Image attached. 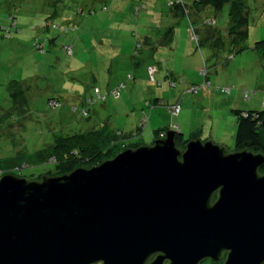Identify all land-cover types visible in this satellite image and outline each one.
I'll return each mask as SVG.
<instances>
[{"label":"rangeland","instance_id":"374dc122","mask_svg":"<svg viewBox=\"0 0 264 264\" xmlns=\"http://www.w3.org/2000/svg\"><path fill=\"white\" fill-rule=\"evenodd\" d=\"M167 2L0 0V116L12 106L8 85L13 80L26 92L29 109L24 121H16V112L0 117V161L40 150L54 134L103 125L139 130L132 138V144L141 141L139 146L152 144L160 124L168 130L179 126L185 139L234 151V111H264V52L256 48L264 40V0H245L247 37L241 48L228 40L229 5L198 12L193 0H183L191 26L198 29L213 19L211 29L223 42L198 47L190 40L186 17L174 24ZM171 26L172 44L152 49L142 43L146 35L159 39ZM66 46L72 47L71 56ZM157 99L163 106H152ZM178 104L173 117L168 108ZM53 170V164L27 167L22 177ZM5 174L10 173L0 177Z\"/></svg>","mask_w":264,"mask_h":264},{"label":"water","instance_id":"95a60500","mask_svg":"<svg viewBox=\"0 0 264 264\" xmlns=\"http://www.w3.org/2000/svg\"><path fill=\"white\" fill-rule=\"evenodd\" d=\"M179 134L63 175L0 177V264H264V153L180 148Z\"/></svg>","mask_w":264,"mask_h":264},{"label":"trees","instance_id":"16d2710c","mask_svg":"<svg viewBox=\"0 0 264 264\" xmlns=\"http://www.w3.org/2000/svg\"><path fill=\"white\" fill-rule=\"evenodd\" d=\"M225 5H229V26L227 28V34L228 39L230 40V45L241 48L244 43L243 41H245L247 37V30L245 27L248 21L245 13V0H193L192 2V7L198 12L204 8H212L214 11H220ZM167 6L169 11L172 14L174 13L176 18L182 19L186 17V21L190 23L189 16L187 15L188 11L186 10V5L183 0H168ZM213 23V19H207L205 21V25L208 27H212ZM173 30V26L167 28L166 32L160 37L159 43L154 45L152 49L159 48L164 41L171 39ZM188 31L189 33L193 31L191 23L188 26ZM193 35L195 40H197L196 35L194 33ZM219 45H223V42L217 37L213 46L218 47ZM256 48L258 49L257 51L263 53L264 40L256 42ZM68 49L72 52V47H64L66 55L71 56L73 52L68 54ZM230 58H232V55ZM203 64L205 66V61ZM119 89L120 87L115 90L116 95L118 94ZM8 90L12 106L0 117L2 119L8 118L16 112L19 116L16 121H24L27 112L29 111L28 102L25 96L26 92L20 87L19 82L14 80L9 83ZM96 91L98 92V90ZM155 101L156 102L153 104L154 106H163L159 99ZM234 114L236 117L234 151L247 148L255 153H264V111L236 110L234 111ZM22 125L23 122L19 123L20 127H22ZM166 129L167 127H164L157 131L158 133L164 134ZM139 133V130H135V133L124 132L123 130L113 131L103 125L97 129L91 128L86 132L76 131L72 134H54L53 141L40 150L32 153H29L28 151H20L9 159L1 160L0 172L10 173V175L24 178L22 177V170L27 167L53 164V171L43 172L40 177L28 178V180H39L42 176L46 175H63L79 167L80 162L85 163L83 165H89V163L97 164L113 158L116 154L125 149L138 147L141 141L137 140L138 143L132 144V138L134 137L133 135L140 136ZM187 141L188 139H185L182 134H179L176 138V144L180 148Z\"/></svg>","mask_w":264,"mask_h":264},{"label":"crops","instance_id":"0c3cea01","mask_svg":"<svg viewBox=\"0 0 264 264\" xmlns=\"http://www.w3.org/2000/svg\"><path fill=\"white\" fill-rule=\"evenodd\" d=\"M137 11H139V10H137ZM200 11V10H199ZM171 16H172V18L175 20V23L174 24H176L177 23V21H179V20H182L181 18H176V16L174 15V13L172 14L171 13ZM178 17V16H177ZM189 20H190V23L192 22L191 21V19L189 18ZM195 21V20H194ZM206 21V20H205ZM190 23H188V26L190 25ZM187 26V27H188ZM167 29V28H166ZM166 29H163L162 30V33L160 34L161 36L164 34V32H166ZM193 33L196 35V38H197V40H195V38H194V35H193ZM189 35H190V40H192L194 43H196V45L199 47V46H201V45H204V46H213V43H214V41H216V34L212 31V29H211V27H208L207 25H205V22H203L202 23V25H201V28L199 27L198 29L197 28H195V27H193V31H191L190 33H189ZM174 30H173V33H172V36H171V39H169V40H166V41H164L162 44H161V46L160 47H165V46H168V45H170V44H172L173 43V38H174ZM159 40H160V38L159 39H157V40H152L151 39V37H149V36H144V39H143V44H145V45H148L150 48H152L154 45H156L157 43H159ZM229 40V39H228ZM145 42H147V43H145ZM229 42H230V40H229ZM159 47V48H160ZM203 63H204V61H203ZM156 102V101H155ZM154 102V103H155ZM153 103V104H154ZM152 104V106H154ZM154 107H156V105L154 106ZM179 114V113H178ZM164 127H166L165 125H159L158 127H157V129H155V131H154V133H155V136H154V139L153 140H155V139H158V138H161L162 136H161V133H158V131L157 130H159V129H163ZM180 127L179 126H176L173 130H177V131H180ZM168 129H166V131H167ZM183 136V135H182Z\"/></svg>","mask_w":264,"mask_h":264},{"label":"built area","instance_id":"2783aa9c","mask_svg":"<svg viewBox=\"0 0 264 264\" xmlns=\"http://www.w3.org/2000/svg\"><path fill=\"white\" fill-rule=\"evenodd\" d=\"M68 51V54H71L72 52H71V50H67ZM154 70H150V73H152ZM201 74L202 75H205L206 74V69L204 68V69H201ZM229 92V89H222L221 90V92ZM169 113L172 115V116H177V114L179 113V111H180V106H179V104L178 105H174V106H172V107H170L169 109ZM161 136L163 137V134H161Z\"/></svg>","mask_w":264,"mask_h":264},{"label":"flooded vegetation","instance_id":"af4514ba","mask_svg":"<svg viewBox=\"0 0 264 264\" xmlns=\"http://www.w3.org/2000/svg\"><path fill=\"white\" fill-rule=\"evenodd\" d=\"M261 173H264V169L261 170ZM214 200H215V197H213L212 201H214ZM226 256H227V253H224L222 255L221 259L218 261H213L210 258L203 259L202 261L199 262V264H223L224 260L226 259Z\"/></svg>","mask_w":264,"mask_h":264}]
</instances>
